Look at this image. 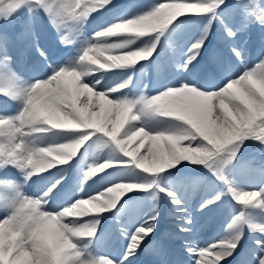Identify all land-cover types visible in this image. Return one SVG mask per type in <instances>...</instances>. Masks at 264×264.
Wrapping results in <instances>:
<instances>
[{
  "label": "snow or ice",
  "instance_id": "6c2138e0",
  "mask_svg": "<svg viewBox=\"0 0 264 264\" xmlns=\"http://www.w3.org/2000/svg\"><path fill=\"white\" fill-rule=\"evenodd\" d=\"M41 16L74 49L66 59L41 44ZM16 20L15 35L0 31V264H133L145 245L173 264L154 239L162 201L188 264H264V43L250 58L247 38L258 26L264 41V0H0V21ZM17 41L35 54L26 78L13 71ZM166 44L177 78L130 95L137 66L158 65ZM253 148L260 159H241ZM198 186L201 216L230 209L202 244L189 238ZM109 218L115 256L96 251Z\"/></svg>",
  "mask_w": 264,
  "mask_h": 264
},
{
  "label": "rangeland",
  "instance_id": "374dc122",
  "mask_svg": "<svg viewBox=\"0 0 264 264\" xmlns=\"http://www.w3.org/2000/svg\"><path fill=\"white\" fill-rule=\"evenodd\" d=\"M152 0H134L131 2H127L126 0H113V3L118 5H132L136 3H151ZM113 16V13L110 12ZM108 14L104 13L103 19H101L100 16H96L95 19L91 21L90 24H88L87 27V34L91 35V33L94 30H98L100 27L104 26L106 23L105 21H109L111 17H106ZM19 22L17 25V28H12L11 34H16L20 31L21 28V21L16 20L12 23H5L3 21H0V31L7 30L9 27H12L15 25L14 23ZM39 28L38 31H40V34L44 36L45 41L43 45L48 49L49 54H58V58L64 57L67 58L66 53L68 51H74V49L71 50H65V46L61 45L58 40V36L55 32V30L48 24L47 19L41 16V18L38 20ZM16 26V25H15ZM98 27V28H96ZM9 32V30H7ZM51 34V35H49ZM249 39V57L254 58L256 54H258L261 50L262 41L261 34L259 31L258 26L253 29V31L249 34L247 37ZM214 40V36H213ZM164 49L161 51L159 48L157 50V56L156 59L160 61L158 65L156 64H149L147 62L144 63V69L143 71H140V66L138 65L136 70L134 71V82L130 95L138 96L141 92H144L146 94H154L155 89L164 82H168L169 80L176 79V74L174 73L173 68L169 64V59L173 56V49L174 45L172 47L169 46V44L163 45ZM60 51V52H59ZM201 64H198L192 71L191 77L195 78L199 76ZM27 64V63H25ZM255 155L257 159L261 158V154L259 153L258 149H248L245 150L241 154V159H246L251 155ZM45 175V174H41ZM76 175L75 169H72L66 179L68 180L69 184H71L72 180L74 179ZM37 179V178H34ZM45 181L37 180L36 183L32 185H25V190L28 192L36 191L38 187H40ZM203 192V188L198 186L195 189L190 190L191 195V201L192 205L190 207V213L192 215L194 226H193V232L190 239L192 238H199L200 241H210L213 239L220 231L222 222L224 221L225 217L227 216L230 209L228 208V205H221L217 209H213L212 212L201 216L197 210H196V204L197 200L200 199V195ZM143 195V194H142ZM56 203V202H54ZM130 215H142L141 209H132L130 210ZM161 215H166L165 219H170V222H166L165 225L162 226L161 221L159 220L158 226H157V232L154 234V239L156 237L163 238L166 247L168 249L169 256L168 258L173 262V264H188L187 262V254H182L183 247H181L182 241L185 239L183 234L179 233L177 228L178 223V217L173 215V213L167 208L166 202L161 203ZM104 224V228L110 229L104 236L103 241L98 245L97 252L98 254H112V255H118L120 252V247L122 242H120V237L117 231V226L114 221L109 218L107 222H102ZM117 235V236H115ZM151 243V242H149ZM119 244V245H118ZM118 245L117 248H115ZM143 253L148 257V262H144V264H151L156 263L157 264V256L154 255L153 250L148 246L145 245L144 249H142ZM232 258H229L231 260Z\"/></svg>",
  "mask_w": 264,
  "mask_h": 264
},
{
  "label": "bare ground",
  "instance_id": "6f19581e",
  "mask_svg": "<svg viewBox=\"0 0 264 264\" xmlns=\"http://www.w3.org/2000/svg\"><path fill=\"white\" fill-rule=\"evenodd\" d=\"M127 2H131V1H134V0H126ZM111 17L112 18V15H111V13L110 12H108V14H107V18L108 17ZM100 17H101V19H103V17H104V14H101L100 15ZM106 22H108V21H105L104 23H106ZM96 28H98V27H96ZM14 52H15V48H14ZM16 58H18V59H20V58H22V56H23V53H21V52H19V51H16ZM53 60H56V57H54V58H52ZM23 69H25V68H21V63H20V65H19V63H18V66H13V71H16L17 72V74L18 75H21V78H26L28 75H30L31 74V72H30V70H24L23 71ZM174 70V69H173ZM52 139H54V140H58V139H61V137L60 136H54V137H52ZM85 152H86V154H87V149H85ZM198 201V200H197ZM171 220H164V221H162V222H170ZM115 236H117V235H115ZM185 240V239H184ZM184 240L182 241V243H181V247H183L184 246ZM192 240H194V241H196V242H198V243H201L202 244V241H200V239L199 238H192ZM120 242H122V240H120ZM119 245V244H118ZM118 245L115 247V248H117L118 247ZM182 254H186V253H184V252H182ZM146 261H148V258L146 257V255L142 252V251H140V253L136 256V258L133 260V264H144V262H146ZM173 261V260H172ZM152 264H154V263H152Z\"/></svg>",
  "mask_w": 264,
  "mask_h": 264
}]
</instances>
